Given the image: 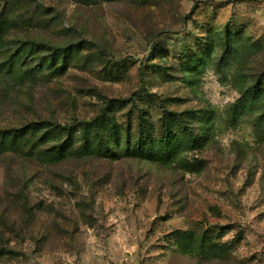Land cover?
<instances>
[{
    "label": "rangeland",
    "instance_id": "374dc122",
    "mask_svg": "<svg viewBox=\"0 0 264 264\" xmlns=\"http://www.w3.org/2000/svg\"><path fill=\"white\" fill-rule=\"evenodd\" d=\"M0 264H264V0H0Z\"/></svg>",
    "mask_w": 264,
    "mask_h": 264
},
{
    "label": "trees",
    "instance_id": "16d2710c",
    "mask_svg": "<svg viewBox=\"0 0 264 264\" xmlns=\"http://www.w3.org/2000/svg\"><path fill=\"white\" fill-rule=\"evenodd\" d=\"M35 46L38 48H42L44 47V44L42 43H34ZM71 50V47L68 45L64 48H54L53 51H52V54L49 55L48 57H46V55H42L41 58L42 59H53L57 53H61V52H68ZM91 123L93 125H96L97 121L93 120L91 121ZM21 129H17V130H13V131H20ZM49 133L46 132L45 134ZM168 136L165 138V140H167ZM68 143V142H67ZM56 144H59V143H56ZM66 142H63L62 144H59L57 146L55 145H52L51 147H56L58 148L59 150L56 152V154H59L61 156H64L63 153H65L64 151V146H65ZM70 146L72 144V142L69 143ZM146 143H143V142H137L135 144V147L133 148L134 152L136 151H139L141 152V150L143 149V147H145ZM18 147L20 148V146L18 145ZM27 147V146H26ZM104 148V153L101 154L99 157H102V158H111V159H118L119 157H125L127 156L126 153H122L121 149L119 148H115L113 145H112V142L109 141V139H107L106 143H105V146L103 147ZM175 152L176 150L175 149H172V148H169L167 147L166 149H164V152L161 154L162 157H164L165 159L164 160H160L161 161H165V162H169L170 159L175 155ZM67 153H69L68 155H72V156H75V157H87V156H90L92 155V152L91 150L87 147V146H84V147H76L75 149L74 148H71L69 151H67ZM66 155V156H68ZM135 155V154H133ZM132 156V155H131ZM158 161V160H156Z\"/></svg>",
    "mask_w": 264,
    "mask_h": 264
}]
</instances>
